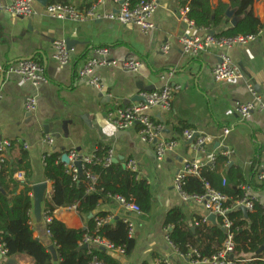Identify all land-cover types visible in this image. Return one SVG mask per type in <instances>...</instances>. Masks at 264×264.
<instances>
[{"label": "crops", "instance_id": "0c3cea01", "mask_svg": "<svg viewBox=\"0 0 264 264\" xmlns=\"http://www.w3.org/2000/svg\"><path fill=\"white\" fill-rule=\"evenodd\" d=\"M95 0H49L54 3L70 4L81 12L88 11ZM213 7L220 0H210ZM229 3V0H221ZM190 0H159L155 14L156 30L144 34L135 25H122L108 20L106 15L116 13L119 5L115 0H104L97 8L93 20L74 21L52 18L46 7L35 0L34 13L22 18L9 13H0V139L17 141L30 156L32 174L28 179L34 185L46 183L47 189L37 219L34 205L32 228L34 236L47 248L53 245L51 234L46 229L44 202L52 201L58 208L54 216L72 229H86L88 218H83L76 207H62V188L44 177L42 158L53 151H77L85 157L92 156L100 143L109 145L113 159L120 158L122 166L134 160L139 177L150 185L152 209L148 214L127 210L113 199L100 200L97 213H106L111 219L104 239L122 243L128 231V221L133 224L135 247L126 256L108 251L119 264H192L181 257L167 240L166 217L172 209H180L184 222L190 225L197 218H205L207 212L202 204L184 202L174 189V178L189 161L202 160L206 154H226L229 167L242 172L247 183L260 185L257 175L264 172V31L254 42L236 46L224 51L231 63L239 68L241 77L218 83L214 80L213 69L220 63L222 52L217 49L204 51L198 57L185 55L181 38L184 35L205 36L207 31L189 28L179 17L180 9L189 5ZM254 12L264 22V0H254ZM231 26V20L221 27ZM215 31V30H214ZM73 41L70 50L72 62L62 66L53 59L55 43ZM169 45L168 53L162 47ZM108 48L110 57L119 63L135 59L143 63L139 73L125 72L119 68H100L101 90L79 79L81 65L93 56L98 48ZM32 59L45 69L47 82L35 87L24 82L6 70L23 60ZM173 73L172 83L181 89L174 95L169 111L153 109L150 115L164 126L160 140L181 141L176 134L179 123H185L191 130L206 137L203 152L196 151L187 141L159 161L154 144L140 138L139 129L117 130L107 119V113L119 103L126 107L138 102L137 95L146 89L160 90L165 82L164 74ZM4 76L1 84V76ZM248 85L254 88L253 93ZM37 97L35 113L25 109V98ZM256 100L263 108L241 120L235 112L239 103ZM29 114L32 116L29 117ZM67 127L65 132V126ZM229 134L224 135V129ZM46 135L55 138L52 148L44 142ZM65 154V153H64ZM9 151L8 160L16 157ZM24 183V174L16 178ZM23 189L20 186L18 193ZM254 189V188H253ZM253 196L264 204V188L254 189ZM34 200V192H32ZM50 197V199L47 198ZM209 222V224H216ZM107 251V250H106ZM2 262L8 259L0 255ZM17 264H31L28 258L17 257Z\"/></svg>", "mask_w": 264, "mask_h": 264}, {"label": "trees", "instance_id": "16d2710c", "mask_svg": "<svg viewBox=\"0 0 264 264\" xmlns=\"http://www.w3.org/2000/svg\"><path fill=\"white\" fill-rule=\"evenodd\" d=\"M143 0H131L136 5ZM188 17L198 29L208 32L214 31L217 38H235L238 36H258L264 31V22L256 17L254 12V0H229L223 3L221 0L216 7L210 0H190ZM231 10L237 18V24L225 29L221 27L230 19L226 12ZM176 134L183 135L191 130L185 123H179ZM174 140H178L177 138ZM10 151L16 152L13 160H6L3 171L0 172V184L5 193L0 191V245L7 250L6 258H28L31 264H92L95 260L102 264H119L108 251L100 248L84 249L82 241L85 235L91 237H104L108 230V224L98 228L100 218L108 217L106 213H97L100 200L113 199L116 196L124 198L128 203L139 206L144 214L152 209L150 185L147 180L139 177L121 163H111L105 166V159L111 151L109 145L100 143L95 151V159L100 162L85 164L84 171H90L97 178L94 192L89 189L92 182L85 174L77 181L68 171V167L61 158L67 151H53L44 154V177L53 184L62 188V207H76L83 218L88 219L86 229H72L54 216L58 208L52 201L44 202V211L51 221L46 223V229L51 234V240L56 249L58 261L55 262L48 248L34 236L32 228V210L34 200L33 189L28 179L32 174L30 156L23 145H18L15 140L10 141ZM130 161V160H129ZM127 161L126 164L129 162ZM24 174L22 184L15 178V174ZM225 182V184H224ZM250 186L252 190L263 189L264 183L257 187L249 184L240 170L229 167V157L225 154L216 155L213 166L206 165L200 169V175H188L184 179L183 190L189 196H205L208 190L220 193L229 198L224 204L225 208L241 200L244 197L243 186ZM20 186L23 189L18 193ZM254 188V189H253ZM226 217L232 222L231 232L234 235V257L238 264H264V251L260 252L264 245V209L260 203L254 205L253 211L245 214L241 209L231 210ZM197 218L193 223L195 231L184 222V215L180 209H172L168 212L165 227H172L167 237L174 248L182 255L187 256L191 249L197 250L201 259H210L216 255L226 238L222 229V218L216 224H209ZM115 244V243H114ZM117 246H125V254L129 256L135 247L134 239L128 238V231L122 243ZM0 264H8L6 261ZM148 264V263H143ZM160 264H167L161 261Z\"/></svg>", "mask_w": 264, "mask_h": 264}, {"label": "built area", "instance_id": "2783aa9c", "mask_svg": "<svg viewBox=\"0 0 264 264\" xmlns=\"http://www.w3.org/2000/svg\"><path fill=\"white\" fill-rule=\"evenodd\" d=\"M104 0H95L92 7L86 11L81 12L76 7L70 4L54 3L46 7L48 14L55 19L64 20L71 19L74 21H88L93 20L97 16V8L103 3ZM35 0H0V13H9L11 15L29 18L33 15V5ZM119 5V10L116 13H110L105 18L108 20L116 21L122 25H135L144 34H151L156 30L155 14L159 8V0H143L136 5H132L131 0H115ZM189 6H185L180 9L179 17L182 19L189 28H196L194 22L188 17ZM211 32V31H210ZM207 31L205 36L198 35H184L181 38L182 51L185 55L191 57H198L204 51H210L217 49L222 52L220 63L213 69L214 80L218 83L228 82L236 80L241 77V72L238 67L233 65L224 51L230 50L233 47L246 45L254 42L257 36H238L235 38H217L215 35H211ZM55 53L53 59L62 66L68 65L72 62V55L68 50L64 41L55 43ZM170 47L165 45L162 47L164 53H168ZM119 68L129 73H139L143 67V63L139 60L130 59L122 63L112 59L110 57V50L108 48H98L93 52V56L83 63L78 70L79 79L86 80L91 86L98 90H101V81L98 70L100 68ZM4 69L0 68V74H4ZM7 73L17 75L22 81L32 84L35 87H39L41 84L47 82L46 72L44 67L37 61L28 59L20 61L7 70ZM173 73L164 74L161 79L165 82L164 86L160 90L152 92L141 93L143 101L134 102L129 106L123 107L119 103L115 104L114 109L107 113L108 121L115 126L117 130H130L132 128H138L140 138L149 144H154L157 160H163L168 153L173 152L180 142L189 141L194 138L193 148L196 151L203 152L204 145L206 143V137L201 135L198 131L187 130L183 133L181 141L179 140H160L159 137L164 131V126L154 121L150 115L151 110L161 109L169 111L172 107V101L174 95L180 91L181 87L172 83ZM248 89L253 93L254 88L252 85H248ZM2 95L0 94V101ZM38 107L37 97L34 95H28L25 98V109L28 113H35ZM262 109L263 105L259 104L256 100L239 103L235 107L236 114L241 120L247 119L253 112ZM230 129H224V135L230 133ZM44 142L49 148H52L55 143V138L51 135H46ZM10 141H4L0 139V172L3 171L2 164L7 160V154L10 151ZM27 148V147H25ZM51 153V152H48ZM226 155V154H225ZM69 163L65 164L68 167V171L72 173L73 180L77 181L79 178L78 169L75 163L81 161L82 173L86 178L92 182V186L89 192H94V185L97 178L92 175L90 171H84L85 164H92L100 162L95 159V155L85 157L79 154V152L73 150L68 154ZM62 160V158H61ZM113 153L110 151L108 158L105 159V166L112 163ZM216 161V154H206L202 160H192L187 162L182 169L176 174L174 178V189L180 195L184 202H197L202 204L207 212V216L204 218V222L209 223V217L215 216L216 221L222 218V229L226 233L225 241L220 251L210 259H201L197 250L191 249L187 256L178 253L181 257L187 258L192 264H238L237 259L234 257L233 252L235 250L234 235L231 232L232 222L226 217V215L233 209L245 208L247 212L253 211L254 205L260 203V200L253 196V191L250 186H243L244 197L232 203L229 208H225L224 204L229 201V198L208 190L205 196H189L183 190L184 179L188 175H200V169L206 165L213 166ZM44 165V156L42 158ZM126 167L134 172H138V166L136 161L130 160ZM20 177V173L15 174V178ZM259 183H264V172L257 175ZM225 184V182H224ZM48 199L50 197L47 196ZM113 200L118 201L124 208L136 213H141L138 205L134 203H128L124 198L116 196ZM264 209V204L260 203ZM45 222L51 221V217L45 213ZM110 218H100L97 222V227L100 228L110 222ZM128 224V238L133 237V224L128 221H124ZM172 227L168 228L170 231ZM167 240L169 241L168 237ZM170 242V241H169ZM171 244V242H170ZM81 245H87L88 248H104L107 251L118 252L122 255L125 254V246H117L116 244L107 241L104 237L96 236L91 237L85 235ZM0 255L6 258L7 250L3 245H0ZM233 255V259L230 257ZM161 261L159 262V264ZM165 263L170 264L165 261ZM92 264H102L96 260Z\"/></svg>", "mask_w": 264, "mask_h": 264}, {"label": "water", "instance_id": "95a60500", "mask_svg": "<svg viewBox=\"0 0 264 264\" xmlns=\"http://www.w3.org/2000/svg\"><path fill=\"white\" fill-rule=\"evenodd\" d=\"M36 1L39 2L41 5H43L45 7L49 3V0H36ZM226 16H227V18H229L231 20V26H235L237 24V21L238 20H237V18H235L233 11L228 10L226 12ZM210 34L211 35H214L215 33H214V31H211ZM66 45H67L68 50H71L72 47H73V45H74V42L68 40V41H66ZM1 77H2L1 78V84H2L3 83V80H4V76L2 75ZM150 91H151L150 89H146V92H150ZM136 98H137L136 101H138V102L143 101V99L139 95H137ZM31 116H32V114L31 115L29 114V117H31ZM64 127H65V132H66V129H67L66 125ZM193 141H194V138L190 139L188 141V143L192 145L193 144ZM62 162L64 164H68L69 163V159H68L67 154H64L62 156ZM118 162H120V158H118V159L115 158V159L112 160V163H118ZM75 166L78 169V175H79V177H81L82 174H83L82 173V164H81V161L76 162L75 163ZM123 167L126 168L125 165H123ZM46 189H47V184L46 183H39V184L33 186V192H34V209H35V213H36L37 219H40V216H41V206H42V203H43V200H44V197H45ZM0 191L3 192V193H5L4 190H3V188H2V186H1V184H0ZM241 210L245 214H247V211H246L245 208H241ZM90 218H92V215H90L88 219H90ZM209 220L211 222H215L216 221V217L212 215V216L209 217ZM193 231H194V229H193ZM83 248L84 249H87L88 246L87 245H84ZM100 249L102 251H106L104 248H100ZM48 250L53 255L54 261L57 262L58 261V256H57L56 249H55L54 245L49 246L48 247ZM262 251H264V245L260 249V252H262ZM230 258L233 259L234 258L233 255ZM7 263L8 264H17V262L15 261V259H9L7 261Z\"/></svg>", "mask_w": 264, "mask_h": 264}]
</instances>
